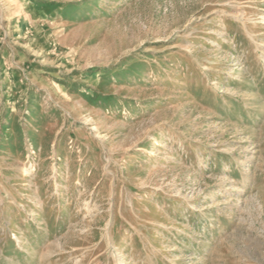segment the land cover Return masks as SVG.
Wrapping results in <instances>:
<instances>
[{
    "label": "rangeland",
    "instance_id": "obj_1",
    "mask_svg": "<svg viewBox=\"0 0 264 264\" xmlns=\"http://www.w3.org/2000/svg\"><path fill=\"white\" fill-rule=\"evenodd\" d=\"M0 264H264V0H0Z\"/></svg>",
    "mask_w": 264,
    "mask_h": 264
},
{
    "label": "bare ground",
    "instance_id": "obj_2",
    "mask_svg": "<svg viewBox=\"0 0 264 264\" xmlns=\"http://www.w3.org/2000/svg\"><path fill=\"white\" fill-rule=\"evenodd\" d=\"M214 84H217V83H214Z\"/></svg>",
    "mask_w": 264,
    "mask_h": 264
}]
</instances>
